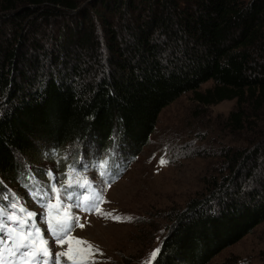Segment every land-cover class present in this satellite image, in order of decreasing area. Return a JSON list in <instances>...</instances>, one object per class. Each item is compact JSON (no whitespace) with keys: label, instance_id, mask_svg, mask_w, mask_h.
Instances as JSON below:
<instances>
[{"label":"trees","instance_id":"trees-1","mask_svg":"<svg viewBox=\"0 0 264 264\" xmlns=\"http://www.w3.org/2000/svg\"><path fill=\"white\" fill-rule=\"evenodd\" d=\"M76 8V0H0V204L26 203L30 184L49 187V172L55 183L70 169L87 175L76 156L91 142L112 145L110 169L119 143L133 145L134 159L161 110L186 92L203 105L235 99L229 119L238 130L244 105L264 113V0H96ZM68 147L57 168L37 163ZM221 155L201 192L163 216L152 264H208L264 221V135ZM101 156L93 159L97 175Z\"/></svg>","mask_w":264,"mask_h":264},{"label":"rangeland","instance_id":"rangeland-1","mask_svg":"<svg viewBox=\"0 0 264 264\" xmlns=\"http://www.w3.org/2000/svg\"><path fill=\"white\" fill-rule=\"evenodd\" d=\"M94 1L76 0L75 10L88 9ZM2 15L5 11L0 10V22L4 20ZM28 30H34L33 26ZM212 85L213 82L208 81L200 90ZM236 109L235 99L203 105L192 92L182 94L161 110L148 143L136 152L134 159L130 160L133 154L130 142L117 145L114 163L111 169L105 170L106 175L111 176L108 180L100 178L92 165L93 159L100 155L105 161L112 145L106 150L96 142L84 146L83 155L79 153L76 161L82 160L88 176L103 193L104 202L99 205L103 213H111L104 216L94 210L86 212L83 207L71 208L73 217L83 212L85 218L81 223L84 227L72 229L70 237L87 241L99 249L89 264H152L151 253L159 248L168 225L163 216L171 209L182 208L191 196L201 192L204 181L222 167L223 149L251 147L264 135V113L254 112L244 105L247 120L243 122V130H238L229 119ZM72 151L68 147L37 163L49 169L55 161L57 168L61 159ZM161 159L167 163L161 164ZM91 160L92 164L88 162ZM2 186L13 197L24 196L15 186L4 183ZM26 203L29 207L33 205L29 198ZM116 216L120 219L112 218ZM33 223L42 229L45 217ZM50 247L54 249L55 244ZM261 263H264V221L215 255L208 264Z\"/></svg>","mask_w":264,"mask_h":264},{"label":"snow or ice","instance_id":"snow-or-ice-1","mask_svg":"<svg viewBox=\"0 0 264 264\" xmlns=\"http://www.w3.org/2000/svg\"><path fill=\"white\" fill-rule=\"evenodd\" d=\"M161 164L167 163L161 159ZM101 178L106 175L104 169L107 168V161L100 165ZM48 175L52 176L51 172ZM68 178L63 182L61 187H56L55 184L51 187V192L55 193V203H51V197L47 192L39 190L34 191L33 198L39 200L41 197H47L43 203L46 209L42 215L45 217L47 225L46 229L37 227L33 220L36 213L28 211L19 203V200H14L7 208H0V264H61V257H67L72 264H89L94 254L99 251L89 242L75 237H70V232L78 217H73L71 208L73 206L83 210L95 211L97 214L111 216V213H103L99 207L103 203L102 192H97L91 189V182L84 177H79L75 169H70L67 174ZM91 189V194L82 195V201L74 189ZM64 193L68 201H74V204H65L61 199V193ZM10 209V210H9ZM119 220L120 217H112ZM79 227H84L79 224ZM50 232L51 236L57 245L68 244L67 251H61L53 254L50 251L49 241L44 238V232ZM75 245V247L73 246ZM159 249L151 253L154 259ZM63 264H67L64 261Z\"/></svg>","mask_w":264,"mask_h":264}]
</instances>
